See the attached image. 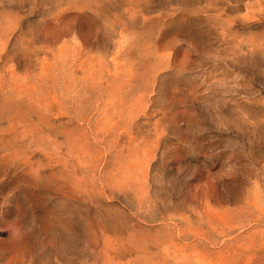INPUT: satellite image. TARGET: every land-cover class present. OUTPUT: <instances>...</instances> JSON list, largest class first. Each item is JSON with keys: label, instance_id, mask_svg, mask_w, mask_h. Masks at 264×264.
Instances as JSON below:
<instances>
[{"label": "rangeland", "instance_id": "1", "mask_svg": "<svg viewBox=\"0 0 264 264\" xmlns=\"http://www.w3.org/2000/svg\"><path fill=\"white\" fill-rule=\"evenodd\" d=\"M0 264H264V0H0Z\"/></svg>", "mask_w": 264, "mask_h": 264}]
</instances>
